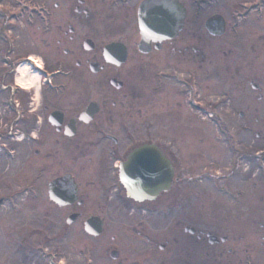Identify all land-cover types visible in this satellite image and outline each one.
Masks as SVG:
<instances>
[{"label": "flooded vegetation", "instance_id": "obj_1", "mask_svg": "<svg viewBox=\"0 0 264 264\" xmlns=\"http://www.w3.org/2000/svg\"><path fill=\"white\" fill-rule=\"evenodd\" d=\"M147 1L0 0V121L13 119L17 126L2 127L0 140L20 137L11 180L23 188L0 194V213L6 206L11 212L0 215V264H69L74 232L101 249V239H111L103 252L81 250L85 264L105 257L112 264H148L181 251L185 240L199 253L249 237L247 224L215 230L185 225L182 210L188 185L192 197L191 186L215 183L221 161L200 148L212 130L238 153L237 168L257 167L264 183V133L221 124L229 118L227 103L237 97L246 103L242 118L264 120V0L234 4L228 22L210 14L207 1L176 0L177 9L187 10L184 27L160 40L142 34L140 10ZM217 50L224 59H213ZM24 61L41 70L42 82L29 90L16 81ZM199 71L209 79L223 72L230 84H202ZM244 132L263 144H247ZM1 147L0 177L9 170ZM126 175L164 188L137 202L122 182ZM221 179L228 188V172ZM253 195L264 200V190ZM24 198L33 204L27 216L17 207ZM90 218L102 221L99 235L86 229ZM259 229L264 237V220ZM211 232L227 241L210 244ZM116 233H131L134 240L122 245ZM180 256L172 264H180Z\"/></svg>", "mask_w": 264, "mask_h": 264}, {"label": "rangeland", "instance_id": "obj_2", "mask_svg": "<svg viewBox=\"0 0 264 264\" xmlns=\"http://www.w3.org/2000/svg\"><path fill=\"white\" fill-rule=\"evenodd\" d=\"M11 2L13 0H10ZM52 1V0H48ZM188 1L192 0H186ZM239 2H255V0H212L211 1V7L210 14L218 13L221 15L225 21L228 22L229 17V9ZM207 5V4H206ZM210 6V4H209ZM229 8V9H228ZM31 29H27V32H29ZM264 31V29H263ZM17 32H21L20 30H17ZM213 48V47H211ZM225 55L219 52V50L216 51V53L213 55V59H224ZM224 62V60L222 61ZM224 65H226L224 63ZM208 67V65H205ZM205 69V68H204ZM202 77V84H230V82L226 81V78L224 74H221L223 72L218 73L219 75L216 77H212L209 79L205 75L204 72L199 71ZM251 77H248V81L244 84H249V80ZM239 80V77H237V81ZM235 84V83H234ZM237 84H240V82H237ZM222 93L226 90L225 87L222 86L220 88ZM221 91L218 92L216 95L217 97L221 96ZM251 97V95H249ZM264 109V103L263 107ZM246 111V103L243 101H240V99L237 97L234 102L231 104V106L228 105L225 108V111L228 112V116H226L227 121H221L222 126L230 123L234 129H242L243 126L249 125L252 126V132L256 131H262L264 133V124L263 121L256 123L254 119H251L248 116L245 118H242L239 114V111ZM218 124V123H217ZM219 133V131H218ZM249 132L243 133V138L245 141H247V144H253V145H261L262 142L258 141L257 138H250ZM219 135L217 132L215 133L214 130L210 131V135L207 137V141L205 143L200 144L201 150H211L214 153V158L217 159V162L221 161L220 165H217L216 170L221 172H226V167L228 163V172H232L230 168H232L234 164V157L237 152L231 151V148L226 145L224 138L223 140L218 137ZM247 139V140H246ZM8 143V150L9 149H19L22 145L12 140L11 138L6 141ZM23 146L26 148L27 151H31V147L27 146L26 144H23ZM18 151V150H17ZM20 151V150H19ZM21 151H24V148H21ZM228 151V152H227ZM25 155H27V152L25 151ZM24 155V156H25ZM235 155V156H234ZM15 156V155H14ZM6 158V157H5ZM10 158V157H9ZM213 158V161H214ZM15 159L16 158H6L5 161L2 163L5 165L7 164L6 168H8V171H5L4 175L0 177V194L11 192L13 189L16 190L18 188H22V181L17 180L14 182L11 180L13 178V172L11 173L12 169L15 165ZM26 160V159H25ZM31 160V159H28ZM228 161V162H227ZM208 165V164H206ZM2 165H0L1 167ZM258 170L252 167V165L247 164L242 168L236 175H232V178L228 180L229 187L232 189V193H226L224 191L225 188V182L220 181L215 186L213 184L210 185V183L206 182L204 185H193L192 188V197L187 196V192L190 189V186L188 185L187 188H185V199L183 200V218L185 221V225H191L196 223H203L204 226L209 227L213 230L217 229L218 227L227 228L228 223L230 225L232 224H248L249 228H252L250 226L253 225L254 228L250 232V236L248 238H245L243 240L237 239L236 243H225L218 249H203L200 250L199 253L194 252L192 247L187 244V240H185L184 246L181 249V251L177 252L176 250L169 251L164 254V257L168 256V264H172V261H175L176 256H180L182 261L180 264H225L226 261H228V264H245L244 258L248 255L251 257V260L254 264H264V237L262 235L261 231H258L257 233V225L259 222L264 220V216H259L257 214L258 211L262 212L264 215V200L259 201L257 200V196L254 197L253 193L255 191H263L264 190V183L261 185V178L258 174ZM230 174H233L230 173ZM7 176V177H6ZM264 181V179H262ZM15 183V184H14ZM254 183L257 184V188H254ZM208 196L209 199H214L216 205L212 203V201L204 200V197ZM189 197V198H187ZM7 205V203H6ZM18 208H24L25 214H32L31 210L33 208L32 201L20 199V203L18 202ZM4 210L1 211L0 215L3 217H6V215L10 214V211L8 208L9 206L3 207ZM186 209V211H185ZM195 212V213H194ZM174 213V215L179 214ZM194 213V215L192 214ZM228 213L232 216L233 222H228ZM247 213V214H246ZM170 216V219L173 217ZM121 219H126L124 216H118ZM119 218V219H120ZM133 218V217H131ZM137 220L139 217H136ZM109 219V218H108ZM130 219V217H128ZM134 219V218H133ZM230 219V218H229ZM110 220V219H109ZM121 224V223H118ZM174 227L169 228V233L171 230H173ZM250 231V230H249ZM118 235V242L127 240H134L131 236V233L127 234V238H124L126 233H116ZM83 237L84 242H80L76 237ZM104 247L107 245V241L111 240L110 238L104 237L103 239ZM196 240V238H194ZM125 242V241H124ZM135 242V241H134ZM122 245H124L123 242H121ZM102 246H97L94 244L91 238H85L84 233H73V242L70 246V254L67 255V261L69 264H85V260L83 255H80L81 250H89V252L93 249H98L100 252H103ZM43 248V247H42ZM210 248V246L208 247ZM231 248V249H230ZM230 249V254L228 255V250ZM46 250V249H45ZM48 252V250H46ZM43 253V252H42ZM40 253V257L42 255L41 260H46V258L43 257V254ZM221 253H224L221 255ZM92 258V256H89ZM163 255L159 256V260L157 261H151L148 264H161V260H163ZM104 262L105 264H112V262L105 257L98 259L95 264H102Z\"/></svg>", "mask_w": 264, "mask_h": 264}, {"label": "water", "instance_id": "obj_3", "mask_svg": "<svg viewBox=\"0 0 264 264\" xmlns=\"http://www.w3.org/2000/svg\"><path fill=\"white\" fill-rule=\"evenodd\" d=\"M153 17H159L163 22L160 21L159 23L153 22L152 24H145L148 27L152 26L151 32L149 31L151 35L171 37L174 36L183 27L185 11H183L181 8L179 13V21L176 23H167V15L164 12L156 14ZM126 185L131 195L134 196L137 200H142L146 196L145 191L137 187V185H135L134 183L127 182Z\"/></svg>", "mask_w": 264, "mask_h": 264}, {"label": "bare ground", "instance_id": "obj_4", "mask_svg": "<svg viewBox=\"0 0 264 264\" xmlns=\"http://www.w3.org/2000/svg\"><path fill=\"white\" fill-rule=\"evenodd\" d=\"M16 81L24 89L35 87V85L38 84V78L35 76L28 75L27 68L24 66L19 69Z\"/></svg>", "mask_w": 264, "mask_h": 264}]
</instances>
